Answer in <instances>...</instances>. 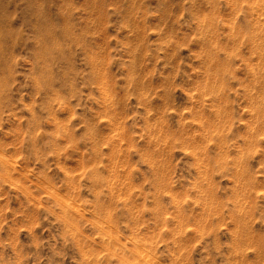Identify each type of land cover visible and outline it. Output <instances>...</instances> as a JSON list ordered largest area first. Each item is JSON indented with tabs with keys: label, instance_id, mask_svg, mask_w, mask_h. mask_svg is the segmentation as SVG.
I'll return each mask as SVG.
<instances>
[{
	"label": "rangeland",
	"instance_id": "obj_1",
	"mask_svg": "<svg viewBox=\"0 0 264 264\" xmlns=\"http://www.w3.org/2000/svg\"><path fill=\"white\" fill-rule=\"evenodd\" d=\"M131 263L264 264V0H0V264Z\"/></svg>",
	"mask_w": 264,
	"mask_h": 264
},
{
	"label": "bare ground",
	"instance_id": "obj_2",
	"mask_svg": "<svg viewBox=\"0 0 264 264\" xmlns=\"http://www.w3.org/2000/svg\"><path fill=\"white\" fill-rule=\"evenodd\" d=\"M97 8V7H96ZM48 25V24H47ZM49 28V27H48ZM49 35V34H48ZM68 35V34H67ZM42 40V38H41ZM44 48V47H43ZM46 51H47V48H46ZM67 206V205H66ZM70 215V214H69ZM72 220V219H71ZM68 225V224H67ZM76 227V226H75ZM103 229V228H102ZM141 254V253H140ZM147 258V257H146ZM145 260V259H144ZM126 263V262H125ZM132 264V263H131Z\"/></svg>",
	"mask_w": 264,
	"mask_h": 264
}]
</instances>
